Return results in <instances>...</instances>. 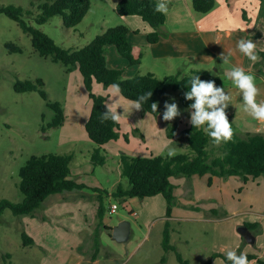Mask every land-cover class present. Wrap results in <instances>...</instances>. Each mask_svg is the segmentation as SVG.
I'll return each mask as SVG.
<instances>
[{"label": "rangeland", "instance_id": "374dc122", "mask_svg": "<svg viewBox=\"0 0 264 264\" xmlns=\"http://www.w3.org/2000/svg\"><path fill=\"white\" fill-rule=\"evenodd\" d=\"M47 1L52 0H0V6L13 4L22 7V18L27 24L39 28L57 44L67 48L81 47L103 31L102 26L96 22L100 14L109 11L101 6L102 0H91L92 7L88 15L73 27H66L60 14H54L46 22L37 23L35 16L41 11L40 5ZM108 21L109 26L116 25V20L109 18ZM9 44L19 46L20 50L11 51ZM36 78H41L44 82L41 88L47 94L46 99L41 96L39 86L24 91L14 88L18 80L35 81ZM95 84L105 86L103 83ZM92 91L98 93L93 84ZM175 95V91L169 90L164 95V100H175L180 104ZM48 101L61 103L64 113L62 124L48 125L55 115ZM91 106L92 100L78 68L72 67L68 71L50 56L39 55L31 44L30 35L22 30L17 21L0 12V201L22 200L24 194L19 188V169L31 155L46 152H70L72 158L69 177L87 186L84 189L48 195L31 214L15 215L10 208H5L0 215V264H73L77 252L85 256L84 261H90L95 248L98 249L96 264H179L176 252L189 264H204L210 258L215 230V222L204 219L208 215L212 216L204 211L206 203L212 201L204 195L207 190L214 193H219V190L216 186L207 184V175L193 177L196 187L201 182L204 183L198 189L203 194V200H199V206L192 207L195 218L168 221L169 242L175 249L165 250L162 247L165 226L162 217L166 216L164 198L159 195L158 199L162 200L160 205L155 195L142 198L111 195L118 182L128 187L127 179L117 171L120 154L149 155H146L147 152L137 154L139 149L143 150L146 146L143 135L139 131L129 130L124 132L127 138L123 135L122 141L111 140L102 144L100 151L105 156V161L103 164L93 163L90 154L97 144L88 137L85 130ZM179 106L180 115L173 118L175 134L173 138L167 137V124L164 122L165 129L161 134L163 145L157 154H167V148L164 147L166 144L174 149L175 154L188 151L184 131L190 123L191 109L182 104ZM125 140H129V143L126 144ZM217 146L218 144H213L218 152ZM125 148L126 151L131 149L134 154L123 152ZM222 178H230V184H224L223 198L228 208L222 221L227 226H232L237 216L234 211L248 208V196H253L254 190L263 191L264 185L257 188L251 182L248 189L246 186L241 193L242 189L235 181L242 182L240 177ZM175 179L176 176L171 178V182ZM93 187L107 193H103V216L96 217L94 224L92 212L87 210L85 204L88 199L96 198L97 193L91 190ZM174 188H177L176 193L182 192L181 188ZM79 196L85 201L70 200ZM64 197L69 198L57 203L58 198ZM180 199L185 201L184 196ZM177 202L175 199L172 210L174 208L182 214L189 209ZM112 203L117 205L115 212H110ZM132 209L137 216L132 214ZM218 212L225 215L220 208ZM121 220L129 222L130 233L127 239L117 241L110 233L111 228ZM83 226L86 228L79 233ZM21 231L29 236V233H35L34 243L23 245Z\"/></svg>", "mask_w": 264, "mask_h": 264}, {"label": "trees", "instance_id": "16d2710c", "mask_svg": "<svg viewBox=\"0 0 264 264\" xmlns=\"http://www.w3.org/2000/svg\"><path fill=\"white\" fill-rule=\"evenodd\" d=\"M157 0H119L115 11L120 15L136 14L145 20L152 30L148 32L149 42L159 39V27L165 21V14L155 11ZM193 11L204 14L215 7L216 0H190ZM41 11L35 16L37 23L46 22L54 14H60L63 24L66 27H73L78 24L90 7V0H52L43 2ZM0 12L17 21L22 30L30 35L31 44L34 50L41 56H50L53 61L59 62L70 70L77 67L89 97L92 100L91 111L85 122V130L88 137L97 144L91 154V161L95 164H103L105 156L100 151V146L109 140L119 137V123L112 120L102 119L106 111V96L96 94L92 91L93 81L103 83L105 86L118 83L120 93L133 101L140 95L152 91V95L141 107L143 112L151 114H163L164 95L167 91L176 92L174 96L184 107H188L191 101L185 99L184 93L189 90L190 76L196 72L201 79L214 80L216 85H223L221 77L206 70L191 69L187 73L177 71L164 77H157L152 72H136L133 76L124 78L121 68H111L106 63L105 48L107 45H114L117 52L126 57L130 63H138V59L132 55V45L128 40L130 28L123 23L105 28L88 43L81 47L70 48L57 44L48 34L29 25L22 18L23 9L18 5H1ZM11 51H19L20 47L14 44L8 45ZM44 84L41 78L35 81H16L14 88L17 91L36 89L39 86L40 94L47 98L46 92L41 88ZM153 102L157 103V112L151 108ZM55 115L49 126L62 124L64 113L61 103L48 101ZM233 127L231 140L218 144V152L213 147L212 138L209 137L203 128L196 129L191 123L184 131L188 151L180 152L169 157L167 154H150L148 156H136L121 153L119 157L120 176L126 178L128 187L118 182L111 195L114 197H145L161 194L166 202L165 215H171L172 206L175 203L173 183L171 176L190 177L193 174H208V184L212 182V176L226 177L238 175L246 181L249 177L264 176V133L261 132H240L236 129L231 116L226 114ZM166 134L173 138L175 134V120H165ZM42 129L44 127L42 126ZM125 138L126 135H124ZM72 154L46 152L39 155H31L24 165L19 169V188L24 194L19 202L9 199L0 201V215L5 208H10L15 215L31 214L38 208L44 199L53 193L84 189L87 187L82 182H77L69 177L70 162ZM98 200L96 217L101 218L104 213L103 193L100 188L91 189ZM105 191V192H104ZM107 194V193H106ZM249 229L256 227L254 223H245ZM169 223L166 220L163 229L162 247L165 250L175 249L169 242ZM258 231V230H257ZM23 245L34 243V240L25 231H21ZM98 249L95 248L91 256L93 261L96 258ZM238 253L240 248L237 249ZM249 260L256 258L260 264L264 260L253 253H246ZM219 255L226 264L223 253ZM179 264H189L179 252H176ZM90 264H93L92 262ZM210 264V258L204 262Z\"/></svg>", "mask_w": 264, "mask_h": 264}, {"label": "crops", "instance_id": "0c3cea01", "mask_svg": "<svg viewBox=\"0 0 264 264\" xmlns=\"http://www.w3.org/2000/svg\"><path fill=\"white\" fill-rule=\"evenodd\" d=\"M118 1L119 0H102V2H100L101 6L109 11L100 14L99 20L96 22L102 26L101 30L109 26V18L113 21L116 20V24L123 23L130 28L128 40L132 45V55L134 58L138 59V63H130L126 57L117 52L115 46L112 44L107 45L104 51L107 65L111 68H121L124 78L131 77L136 72H152L157 77L161 78L160 76L164 77L165 75L177 71L187 73L191 69H200L206 70L209 73H217L222 79L224 68L231 67L233 64H238L243 66L246 71L254 74L256 78L255 83L260 89L257 100H264V0H216L215 7L204 14L193 11L190 0H167L168 11L164 13L165 21L163 25L159 27V39L155 42L148 41L147 34L152 30V27L139 15H120L115 11V6ZM90 3V7L84 17L88 15L92 7L91 0ZM240 38L252 39L257 42V61H250L236 48V43ZM224 51L226 53L231 51L232 53L230 63L228 64L222 63L220 53ZM212 66L213 69L209 71L208 68ZM222 82L232 97V104L230 103L225 111L226 114L231 116L236 129L240 132L249 131L264 133V124L259 123L244 111L242 98L236 86L227 79H222ZM95 83L100 82L93 81L92 84L94 88H97V94L106 96L107 104L110 106L119 105L117 107V111L121 113L119 137L112 140L122 141L121 137H123L124 132L129 130L139 131L144 137L146 146L143 150L139 149L138 152H133H137V154H145V152H147L146 155L160 152L163 145L161 134L163 135L165 129V121L161 118L162 115L143 112L141 108L132 109L131 111L129 105L133 100L124 97L121 93H119L118 96H112L111 85L102 87ZM180 104H178V107H180ZM120 130L123 131L120 132ZM157 134H159V136H157ZM158 138L160 142H158ZM125 141L126 144L129 143V140ZM124 150L123 152L132 153L131 149L126 151L127 149L125 148ZM117 171L120 175L119 164L117 166ZM195 175L197 174H193L190 177L176 176V179L173 180L174 187L177 186L179 189H182L181 193H176L177 188L173 187L175 199L178 201L177 203H183V206L189 209L180 214L173 208L170 216L162 217L164 223L166 220L172 221L195 218V216L192 215V207L199 206V200L202 199L203 194L200 193L198 189L203 187L204 184L201 182L200 185L196 187V181L193 180ZM205 175H207L208 180V174L200 176L204 177ZM173 177L175 176H171L170 180ZM229 177H240L239 179H241L242 182H240V180L235 181L237 182L236 184L241 187V193L246 186L248 189V185L251 182H254L257 188L264 185V177L261 175L249 177L246 181L238 175H230ZM227 179L228 178H222L221 176H212L210 186H216L219 193L209 192V190H207L204 195L207 199L212 200L210 203H206L207 205L204 208L206 214L208 213L212 216L208 215L204 217V219L215 222L213 242L210 249V264H226L221 256H213L212 254L222 253L220 251L221 247H234L237 244L240 246V251L244 253H253L260 258L264 257V190H254L253 196L250 195L247 198L248 201L246 202V206H248V208L239 211L235 210L234 212L237 216L234 219V223L232 226H227L222 221L227 214L226 209L228 208L223 198V192L225 191L224 184L225 182L226 184H230V178ZM244 194L247 195L246 193ZM159 195L163 197L161 194H156L155 196L158 204L161 205L162 200L158 199ZM182 196L185 197V201L180 199ZM67 198L69 197L58 198L56 201L58 203L60 200H68ZM80 198L81 196L75 199L71 198L70 200L85 201L84 198ZM193 201L196 204L193 203ZM85 204L87 210L92 212V223L94 224V222H96L98 200L96 198H91L88 199ZM219 208L224 211L225 215L219 214ZM254 210L256 211L254 212ZM133 211L132 209V212ZM196 212L200 213V210L196 209ZM253 213H255V215H251ZM257 215L261 216V218H258ZM135 216H137V214ZM245 223L256 224L255 228H248L254 236L253 242L244 240L237 230L239 225H245ZM85 228L84 226L83 228L81 227L79 233ZM29 234L33 240L36 239L35 233ZM80 243L81 241H79V244ZM76 254L77 256L73 264H84L86 262L87 264L91 262L96 264L97 262L96 258L93 261L87 259L84 261L85 256L83 254L80 252ZM251 261L254 262V264H260L256 258Z\"/></svg>", "mask_w": 264, "mask_h": 264}, {"label": "clouds", "instance_id": "9594fccd", "mask_svg": "<svg viewBox=\"0 0 264 264\" xmlns=\"http://www.w3.org/2000/svg\"><path fill=\"white\" fill-rule=\"evenodd\" d=\"M155 11L167 13V0H157ZM236 48L250 61L255 62L258 60L256 41L240 38L236 43ZM231 55V51L220 53L222 63H230ZM213 66L208 68V70L211 71ZM198 72L190 76L189 90L184 93L185 99L191 101L188 106L191 109L190 123L196 129L203 128V131L212 138V143L219 144L221 141L227 142L232 139L234 131L225 111L228 105L230 103L232 104L231 94L224 85H216L214 80L201 79ZM223 73L222 79L231 81L239 90L244 111L259 123L264 124V100H257L260 89L255 83L256 78L254 74L246 71L243 66L238 64H233L231 67L224 68ZM213 74L216 75L215 73ZM111 89V95L118 96L120 93V85L118 83H113ZM151 95L152 91L140 95L129 105L131 111L132 109H140ZM118 106L119 105L110 106L107 104V110L103 112L102 119H110L113 122L119 123L121 120V113L117 111ZM151 108L154 112H157V103L153 102ZM178 115H180V108L175 100L172 102L165 101L162 118L170 121ZM164 147L167 148V155L169 157L175 154L174 149L168 147L167 144ZM239 247V244L234 247H221L220 251L223 253L226 260L230 261V264H254V262L249 260L246 253L243 251L238 253L237 249H239ZM261 258L264 259V257Z\"/></svg>", "mask_w": 264, "mask_h": 264}, {"label": "water", "instance_id": "95a60500", "mask_svg": "<svg viewBox=\"0 0 264 264\" xmlns=\"http://www.w3.org/2000/svg\"><path fill=\"white\" fill-rule=\"evenodd\" d=\"M238 232L247 242H253L254 236L248 229L246 225H239L237 227ZM130 233L129 222L126 220H121L115 226L111 228L110 235L113 239L117 241H123L128 238Z\"/></svg>", "mask_w": 264, "mask_h": 264}, {"label": "built area", "instance_id": "2783aa9c", "mask_svg": "<svg viewBox=\"0 0 264 264\" xmlns=\"http://www.w3.org/2000/svg\"><path fill=\"white\" fill-rule=\"evenodd\" d=\"M117 209V205L115 203H112L110 205V212H115ZM134 215H136L137 213L135 211L132 212Z\"/></svg>", "mask_w": 264, "mask_h": 264}]
</instances>
